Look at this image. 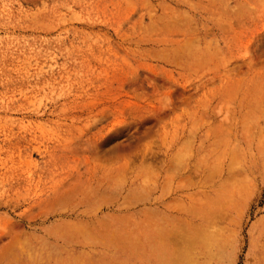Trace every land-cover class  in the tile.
<instances>
[{"label": "rangeland", "instance_id": "374dc122", "mask_svg": "<svg viewBox=\"0 0 264 264\" xmlns=\"http://www.w3.org/2000/svg\"><path fill=\"white\" fill-rule=\"evenodd\" d=\"M0 264H264V0H0Z\"/></svg>", "mask_w": 264, "mask_h": 264}]
</instances>
